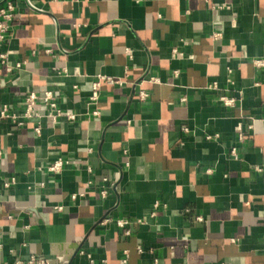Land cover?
I'll list each match as a JSON object with an SVG mask.
<instances>
[{
	"label": "crops",
	"instance_id": "obj_1",
	"mask_svg": "<svg viewBox=\"0 0 264 264\" xmlns=\"http://www.w3.org/2000/svg\"><path fill=\"white\" fill-rule=\"evenodd\" d=\"M8 1L0 264H264V0Z\"/></svg>",
	"mask_w": 264,
	"mask_h": 264
},
{
	"label": "built area",
	"instance_id": "obj_2",
	"mask_svg": "<svg viewBox=\"0 0 264 264\" xmlns=\"http://www.w3.org/2000/svg\"><path fill=\"white\" fill-rule=\"evenodd\" d=\"M71 1L79 2L80 0H71ZM205 1L212 2L216 0H205ZM15 17H16V5L14 1H8L3 8H0V46L5 44L7 41V38L10 36L12 32V23L15 20ZM214 37L216 39H219L221 37V34H215ZM127 52L129 54L131 53L130 50H127ZM254 63L259 68L264 67V60H255ZM0 64L4 66L8 72H12L13 70L21 68L20 64L16 65L15 67H11L8 63L7 54H0ZM103 80L108 81L110 84H118V83L122 84L121 81L116 83V81L113 78H108L106 76H98V81L94 84L95 91L99 90L100 83ZM153 81L157 82L158 80L153 79ZM210 88L213 90H216L217 86L216 84H213L212 86H210ZM147 97H148V94H146V92L140 93V98L142 101H145ZM92 100L97 101L98 96H94ZM220 100L224 104L225 107H235L236 105V100L234 98H228V97L222 96ZM24 102H25V111L21 118L25 120H31L39 116L38 113L36 112V107L39 104L51 109L52 112L54 111L55 114L53 116H56V117L62 116V111L59 110L57 107L55 94H53L50 91L43 92L42 94L31 92L30 94L25 96ZM98 115H99V112H93V116L98 117ZM75 118L76 116L70 115V119H75ZM11 119L17 120L18 117L16 116V114H11L7 106L0 107V120H11ZM36 133L40 134L39 128L36 129ZM62 167H63V161L58 160L49 167V171L53 173H59L61 172ZM5 186L8 187L9 184H5ZM107 195H108V190L104 189L101 192V197L106 198ZM58 209L60 210L61 208H58ZM137 223L140 224L141 221H138ZM118 226L123 230V233L125 236H130L131 223L129 221L119 220ZM139 252L142 254L144 250L142 248H139ZM59 261H62V263H65L63 260H59ZM27 264H53V263L50 261L38 259L36 257H31V259L27 262Z\"/></svg>",
	"mask_w": 264,
	"mask_h": 264
}]
</instances>
